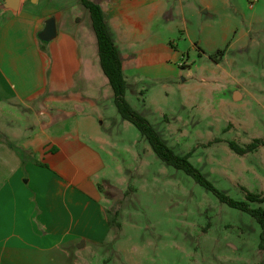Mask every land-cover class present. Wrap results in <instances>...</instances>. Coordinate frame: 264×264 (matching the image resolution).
Returning <instances> with one entry per match:
<instances>
[{
	"label": "rangeland",
	"instance_id": "1",
	"mask_svg": "<svg viewBox=\"0 0 264 264\" xmlns=\"http://www.w3.org/2000/svg\"><path fill=\"white\" fill-rule=\"evenodd\" d=\"M248 1L165 2L146 41L164 62L137 69L124 97L215 189L257 207L246 194L264 196V146L237 154L229 145L264 139V0ZM99 111L89 133L110 233L81 250V264H264L254 217L164 163L113 96Z\"/></svg>",
	"mask_w": 264,
	"mask_h": 264
},
{
	"label": "crops",
	"instance_id": "2",
	"mask_svg": "<svg viewBox=\"0 0 264 264\" xmlns=\"http://www.w3.org/2000/svg\"><path fill=\"white\" fill-rule=\"evenodd\" d=\"M89 1L106 16L126 87L164 62L146 41L169 0ZM50 18L56 35L43 41ZM128 41L140 49L124 52ZM112 96L80 0H0V264H81V250L109 235L89 131Z\"/></svg>",
	"mask_w": 264,
	"mask_h": 264
},
{
	"label": "trees",
	"instance_id": "3",
	"mask_svg": "<svg viewBox=\"0 0 264 264\" xmlns=\"http://www.w3.org/2000/svg\"><path fill=\"white\" fill-rule=\"evenodd\" d=\"M88 9L91 17L92 28L94 30L100 65L113 91V98L120 115L133 123L137 129L144 135L154 153L167 165L184 170L191 175L198 183L211 189L222 202L231 207L248 212L255 218L260 226L258 247L264 250V196L247 192L246 198L250 202L263 203L262 206L250 207L247 201H237L227 197L222 192L215 189L210 182L188 161V154L176 155L160 139L158 134L149 125L147 120L137 114L128 104L124 97L126 81L122 71L121 56L116 48L107 27V19L101 7L89 0H80ZM230 148L237 154H243L256 149L258 146H264V139L254 138L244 147H240L234 142L229 143Z\"/></svg>",
	"mask_w": 264,
	"mask_h": 264
},
{
	"label": "water",
	"instance_id": "4",
	"mask_svg": "<svg viewBox=\"0 0 264 264\" xmlns=\"http://www.w3.org/2000/svg\"><path fill=\"white\" fill-rule=\"evenodd\" d=\"M56 35L54 20L52 18L46 20L43 29L38 33V38L47 41Z\"/></svg>",
	"mask_w": 264,
	"mask_h": 264
},
{
	"label": "built area",
	"instance_id": "5",
	"mask_svg": "<svg viewBox=\"0 0 264 264\" xmlns=\"http://www.w3.org/2000/svg\"><path fill=\"white\" fill-rule=\"evenodd\" d=\"M249 7H252L257 0H249Z\"/></svg>",
	"mask_w": 264,
	"mask_h": 264
}]
</instances>
